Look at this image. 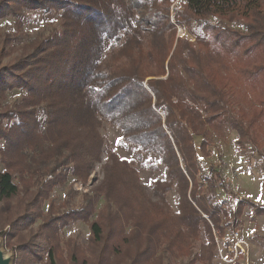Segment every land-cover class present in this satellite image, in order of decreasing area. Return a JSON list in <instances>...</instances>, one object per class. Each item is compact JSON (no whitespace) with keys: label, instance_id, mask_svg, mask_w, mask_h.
<instances>
[{"label":"trees","instance_id":"1","mask_svg":"<svg viewBox=\"0 0 264 264\" xmlns=\"http://www.w3.org/2000/svg\"><path fill=\"white\" fill-rule=\"evenodd\" d=\"M6 19L14 28L0 34V60L16 55L0 65V152L11 160L0 167V207L19 192L14 172L86 178L107 153L105 210L121 219L118 207L134 229L114 226L106 263L213 264L214 230L222 236V220L235 215L219 192L237 196L222 166L200 174V157L210 155L209 129L228 126L264 155V0H0V23ZM14 90L21 99L2 104ZM231 93L241 98L236 112ZM105 123L122 132L120 145L134 146L133 158L108 147ZM145 154L165 166L151 194L136 177ZM131 187L138 204L130 214L120 190ZM172 189L176 213L166 200ZM91 228L105 241L102 223ZM201 235L208 244L196 252ZM49 264H57L52 252Z\"/></svg>","mask_w":264,"mask_h":264},{"label":"rangeland","instance_id":"2","mask_svg":"<svg viewBox=\"0 0 264 264\" xmlns=\"http://www.w3.org/2000/svg\"><path fill=\"white\" fill-rule=\"evenodd\" d=\"M33 13H31V16ZM39 19L45 16H39ZM47 22L52 21L46 17ZM10 22V21H9ZM34 24L32 27H36ZM9 28H14L13 22L7 24V19L0 23V34ZM187 30L180 26L178 35L184 36ZM190 36V35H189ZM16 55V53H14ZM13 55V56H14ZM13 56L3 57L0 65H6ZM22 92L14 90L2 104L21 99ZM231 108L237 111L241 104L239 96L230 94L228 98ZM6 122V120H5ZM109 148L113 149L121 158L134 157V146L120 145L122 132L115 126L106 124L100 128ZM210 155L201 156V172L211 166L221 167L226 180L230 183V190L236 196H227L219 192L218 199L225 200L224 207L231 209L235 214L231 218H224L223 235L219 236L214 230L216 248L214 250L213 264H264V213L256 212V207L264 206V155L258 154L247 140H240L239 133L228 126L222 133L209 129ZM5 145V140L0 141V148ZM199 154L201 152L199 151ZM103 160L96 162L93 171L86 178L76 177L71 171L52 173L31 177L28 173L14 172V181L19 186L18 194L4 201L0 207V239L7 254L13 256V264H49V254L54 253L57 264H115L116 258L111 257L106 263L102 257L106 246L116 244L115 225L123 222V211L118 207L121 219L109 215L105 210L106 200L102 189L105 188ZM147 159L156 162V169L145 164ZM8 157L0 152V167L2 170L10 169ZM136 177L140 184L151 194L156 179H163L165 166L159 162L156 155L145 154L142 161L135 164ZM12 170V169H11ZM204 186L206 184L203 183ZM207 187V186H206ZM131 192L121 191V202H127L126 210L131 214L138 202L134 197L135 187ZM130 193V194H129ZM129 199V200H128ZM151 199L159 206L158 197L151 195ZM167 204L171 213L179 210L180 194L172 189L166 194ZM243 200L242 205L238 204ZM162 216H152L154 221ZM114 218L113 221L111 219ZM103 224L104 240L95 239L92 232V222ZM230 223V224H228ZM113 224V225H112ZM126 225V226H125ZM126 232L133 230L132 226L124 223ZM235 230H241L243 238L249 244V250L236 252ZM207 237L201 235L195 240L196 252H200L202 244L207 243ZM126 244V243H125ZM136 241L126 247L127 252H136ZM125 247V245H124ZM109 252V250H108ZM186 262H189L186 260ZM178 264V261L174 264ZM197 264H201L197 262Z\"/></svg>","mask_w":264,"mask_h":264},{"label":"built area","instance_id":"3","mask_svg":"<svg viewBox=\"0 0 264 264\" xmlns=\"http://www.w3.org/2000/svg\"><path fill=\"white\" fill-rule=\"evenodd\" d=\"M235 249L238 253L239 250L242 252H246V250H249V244L248 242L243 238L241 234V230H235Z\"/></svg>","mask_w":264,"mask_h":264},{"label":"water","instance_id":"4","mask_svg":"<svg viewBox=\"0 0 264 264\" xmlns=\"http://www.w3.org/2000/svg\"><path fill=\"white\" fill-rule=\"evenodd\" d=\"M0 264H13V256L7 254L3 248V242L0 239Z\"/></svg>","mask_w":264,"mask_h":264}]
</instances>
